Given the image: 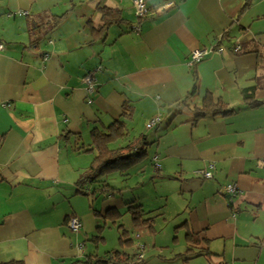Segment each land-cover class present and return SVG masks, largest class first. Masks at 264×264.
<instances>
[{"label":"crops","instance_id":"1","mask_svg":"<svg viewBox=\"0 0 264 264\" xmlns=\"http://www.w3.org/2000/svg\"><path fill=\"white\" fill-rule=\"evenodd\" d=\"M146 5L138 19L134 0H0V264H71L96 253L85 242L107 211L138 200L122 197L142 184L130 185L134 176H150V210L139 205L153 231L135 229L154 241L146 251L137 234L129 253L142 260L132 264H264V0ZM199 49L208 55L189 65ZM207 98L228 112L196 117ZM123 119L126 134L110 147L147 134L145 155L78 193L96 155L92 130Z\"/></svg>","mask_w":264,"mask_h":264},{"label":"trees","instance_id":"2","mask_svg":"<svg viewBox=\"0 0 264 264\" xmlns=\"http://www.w3.org/2000/svg\"><path fill=\"white\" fill-rule=\"evenodd\" d=\"M58 19H60V17ZM188 98L189 97H186L185 99L180 100L177 103L178 107H180L182 104H186L189 100ZM224 110L228 112L229 109L223 104L215 105L211 103L210 99L207 98L204 100L202 106L197 109L196 117L204 116L209 112H224ZM129 116L130 115L125 116V120H128ZM125 120L123 119L114 121L107 127L105 132L92 130V148L90 151H96V155L94 156L92 163L80 175L75 183L78 186V193H84V187L89 184L99 182L103 183L100 181V179L104 176H108L116 172L124 173L131 165L136 164L137 160L145 155L143 146L145 145L147 134L139 136L137 140L133 142V144H128L124 148L112 149L110 147L111 144L126 134ZM99 187L100 191L103 193L115 195L116 192H120L119 190L114 189L107 184H102ZM126 212L130 214L134 228L146 226L149 230L153 231V218L148 217L149 213L144 212L141 205L135 204L133 202L128 203L126 204ZM120 216L121 214L119 212L110 210L106 212L105 216H103V219L110 220L112 223L116 224ZM104 227L105 226L102 225L97 226L95 229V234L92 235L89 241L97 243L98 241L103 240L102 232ZM117 231L120 246L119 249L111 250L104 253L103 255L91 253L88 256H84L82 259L74 260L71 264H132L134 262L141 261L142 256L138 250L132 256L129 253V250L134 247V240L130 237L128 231L124 229L121 224L117 225Z\"/></svg>","mask_w":264,"mask_h":264},{"label":"rangeland","instance_id":"3","mask_svg":"<svg viewBox=\"0 0 264 264\" xmlns=\"http://www.w3.org/2000/svg\"><path fill=\"white\" fill-rule=\"evenodd\" d=\"M149 177L150 176H148L146 178V180L140 176L139 177H137V176L132 177L129 180L130 185H135L138 182H141L142 184H140L138 186V188L136 187V189H132V191L126 190L124 192V194H122V197L124 198V200L126 202H129V201L134 200L133 197H136L138 200H136L135 204H140V202L142 204L143 203H151L149 201V198L154 197V194H152L154 192V190L150 189L151 185L149 183L150 182ZM111 182H112V185L115 187H119L121 185L120 180L118 178L112 179ZM163 190H164V188H163ZM118 194L119 193H116L115 196L118 198H121ZM169 194L171 195L170 196V203L175 205L176 197L174 195V191L169 193ZM126 202H124V204ZM147 205L148 204L144 205V208L146 210H150L149 206H147ZM156 208H157V206H155L154 209H156ZM113 210H115L121 214V216L118 220V223H121L123 225V228L128 231L130 237L134 239L135 243H137V234H138L139 236H142L140 241H142V243H144L146 245V251L151 249L153 241H154V237L152 238V236L147 234L146 231H144V233H143L142 230H146V228H142V229L138 230V229H135L133 227L131 216L129 213L126 212V206L125 205L122 206V205L118 204V206H116ZM161 211H163V209ZM154 213H151V215H156L158 213V209L154 210ZM155 219L156 220H155V226L154 227L161 229V222H163V219L158 217V216ZM166 222L167 223H165V224L169 225V227L166 229V234L163 233V234H165L163 236V238H166V239H167V237H168V239L170 238L169 240L167 239L169 242V241H171L172 229L174 228V222L171 219H169ZM118 223L114 224V223L110 222L109 220H106V226L104 227V230L102 232L103 237H104L103 240L98 241L97 243H94V242L89 241V238H88L87 242H85L87 245V248H88L87 252L91 253V252L95 251L97 254L103 255L104 253L109 252L110 250L119 249L120 246H119L118 231H117ZM83 249L85 250L86 248L83 247ZM142 255H144V254H142ZM146 260H147L146 262H151L153 260V257L152 258L146 257ZM198 262H199L198 259H193L189 263H186V262L181 263V261H176L175 263H167V264H197Z\"/></svg>","mask_w":264,"mask_h":264},{"label":"built area","instance_id":"4","mask_svg":"<svg viewBox=\"0 0 264 264\" xmlns=\"http://www.w3.org/2000/svg\"><path fill=\"white\" fill-rule=\"evenodd\" d=\"M169 4H165L164 6H160L155 10V12H161L164 10L166 7H168ZM134 10H135V15L138 19L145 18L149 15V9L146 5V0H134ZM25 14V13H24ZM236 49H239L237 47ZM4 50V45L0 42V52ZM209 51L206 49H199V50H194L191 52L190 57H189V65H193L195 63H198L202 61L207 55ZM94 72H89L87 75L84 77V83L86 85V91L88 94H91L94 91ZM159 121V117L153 118L147 123V128L152 127L156 122ZM204 178H211L212 174L211 172H206V171H201L199 172ZM226 190L229 193H233L237 190L235 186L230 185L229 187L226 188ZM67 226L71 231L78 232L81 229V221L78 217L76 216H70L67 220ZM82 245L79 246V250H82ZM141 258V256H140Z\"/></svg>","mask_w":264,"mask_h":264}]
</instances>
